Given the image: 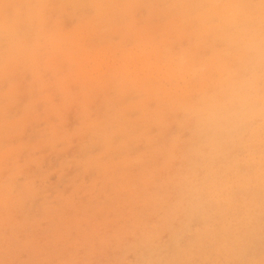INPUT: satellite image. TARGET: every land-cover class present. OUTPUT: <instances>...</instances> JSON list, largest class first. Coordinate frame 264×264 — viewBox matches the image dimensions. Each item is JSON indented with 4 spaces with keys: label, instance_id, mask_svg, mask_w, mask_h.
Here are the masks:
<instances>
[{
    "label": "clouds",
    "instance_id": "9594fccd",
    "mask_svg": "<svg viewBox=\"0 0 264 264\" xmlns=\"http://www.w3.org/2000/svg\"><path fill=\"white\" fill-rule=\"evenodd\" d=\"M0 264H264V0H0Z\"/></svg>",
    "mask_w": 264,
    "mask_h": 264
},
{
    "label": "rangeland",
    "instance_id": "374dc122",
    "mask_svg": "<svg viewBox=\"0 0 264 264\" xmlns=\"http://www.w3.org/2000/svg\"><path fill=\"white\" fill-rule=\"evenodd\" d=\"M50 239H54L55 238V232L53 231L50 235H49ZM81 243H83V239L80 240Z\"/></svg>",
    "mask_w": 264,
    "mask_h": 264
}]
</instances>
